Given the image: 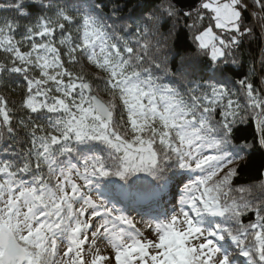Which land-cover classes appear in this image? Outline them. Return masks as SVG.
Listing matches in <instances>:
<instances>
[{
    "label": "snow or ice",
    "instance_id": "1",
    "mask_svg": "<svg viewBox=\"0 0 264 264\" xmlns=\"http://www.w3.org/2000/svg\"><path fill=\"white\" fill-rule=\"evenodd\" d=\"M249 15L264 34V0L0 7V264H264V158L240 181L264 153V59L259 84L235 71Z\"/></svg>",
    "mask_w": 264,
    "mask_h": 264
},
{
    "label": "trees",
    "instance_id": "2",
    "mask_svg": "<svg viewBox=\"0 0 264 264\" xmlns=\"http://www.w3.org/2000/svg\"><path fill=\"white\" fill-rule=\"evenodd\" d=\"M137 2H141V0H133V4ZM146 2L156 3V0H146ZM7 3H9V0H0V7L6 5ZM129 7H132V4H130ZM248 22L255 30L254 37L245 39L243 41L242 47L240 49V52L242 53L241 60L243 63V67L235 69V71L240 74L246 73L249 70V67L254 64L257 71L256 83L259 84L261 73V60L264 59V34H262L261 32L259 22L257 20H254L250 15ZM189 23H191V21H189ZM206 23L207 21H205V24ZM160 31L166 34L168 31V26L165 25L163 28H161ZM168 44L170 47L174 46L175 50L181 53H184L189 48H191L192 42L189 38L187 29L183 28V26L181 25V30L179 31L178 35L168 38ZM228 75L233 80L239 78L238 76H233L232 73H228ZM18 99V95L10 96V100ZM236 135L238 138V143H251L253 142L254 137H256L255 127L251 124L241 126L240 130L236 133ZM262 158H264V153L256 152L247 159L244 171L240 177V181L248 182L250 180H253L257 176V166ZM171 192L172 189L170 185L166 199H172Z\"/></svg>",
    "mask_w": 264,
    "mask_h": 264
},
{
    "label": "water",
    "instance_id": "3",
    "mask_svg": "<svg viewBox=\"0 0 264 264\" xmlns=\"http://www.w3.org/2000/svg\"><path fill=\"white\" fill-rule=\"evenodd\" d=\"M199 0H179V4L185 8V10H190V6H198Z\"/></svg>",
    "mask_w": 264,
    "mask_h": 264
},
{
    "label": "rangeland",
    "instance_id": "4",
    "mask_svg": "<svg viewBox=\"0 0 264 264\" xmlns=\"http://www.w3.org/2000/svg\"><path fill=\"white\" fill-rule=\"evenodd\" d=\"M101 247H103V245H101Z\"/></svg>",
    "mask_w": 264,
    "mask_h": 264
}]
</instances>
